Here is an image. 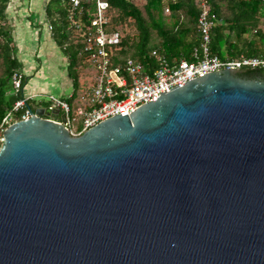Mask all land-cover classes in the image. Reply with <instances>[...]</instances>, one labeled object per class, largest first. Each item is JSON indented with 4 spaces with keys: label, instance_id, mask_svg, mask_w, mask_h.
<instances>
[{
    "label": "water",
    "instance_id": "95a60500",
    "mask_svg": "<svg viewBox=\"0 0 264 264\" xmlns=\"http://www.w3.org/2000/svg\"><path fill=\"white\" fill-rule=\"evenodd\" d=\"M246 71L202 74L79 136L58 109L9 125L0 264H264V78Z\"/></svg>",
    "mask_w": 264,
    "mask_h": 264
},
{
    "label": "built area",
    "instance_id": "2783aa9c",
    "mask_svg": "<svg viewBox=\"0 0 264 264\" xmlns=\"http://www.w3.org/2000/svg\"><path fill=\"white\" fill-rule=\"evenodd\" d=\"M264 4V0H261ZM69 27L75 32L79 67L94 72L89 85L83 86L75 104L54 96H47L49 110L58 109L65 116L63 126L71 136H79L98 123L115 115H128L147 102H155L163 92L208 72L224 69L257 70L264 74V57L240 56L222 60L210 52V33L220 22L210 12L206 0L200 1L196 31L200 44L194 48L192 60L169 64L158 58L157 68L147 72L131 54L121 55L124 35L111 29L109 4L105 0H67ZM168 12V8L165 9ZM264 31V23L261 26ZM256 33V30L253 31ZM156 56L155 52H152ZM23 75L15 70L11 75L12 95L21 94L0 122V148L6 128L28 119V108L34 98L22 92ZM60 123V121H58Z\"/></svg>",
    "mask_w": 264,
    "mask_h": 264
},
{
    "label": "trees",
    "instance_id": "16d2710c",
    "mask_svg": "<svg viewBox=\"0 0 264 264\" xmlns=\"http://www.w3.org/2000/svg\"><path fill=\"white\" fill-rule=\"evenodd\" d=\"M109 4L111 29L120 31L122 25L132 20L137 31L136 36L125 37L121 55L131 54L147 72L157 68L158 58L164 57L169 64L182 60L191 61L194 48L200 44L196 31V21L200 13L201 0H145L142 12L130 0H105ZM8 0H0V35L3 43L0 49L3 71L0 76V122L14 102L21 98L12 95L11 75L18 70L20 63L16 57V48L9 27L4 26L5 10ZM67 0H49L45 6L46 16L56 46L68 58V72L73 79L75 89L78 86L79 68L77 37L68 22ZM210 12L215 14L219 23L210 33V52L220 59H236L240 56L264 57V4L261 0H206ZM168 8L170 23L166 22L163 11ZM256 30V33L253 31ZM153 34L159 39L153 42ZM131 41L129 44L128 40ZM156 53V56L152 55ZM261 72L246 71L238 76L253 79ZM24 83V77L23 82ZM78 89L75 91L77 94ZM72 100H67L71 102ZM28 108L32 110L30 104Z\"/></svg>",
    "mask_w": 264,
    "mask_h": 264
},
{
    "label": "crops",
    "instance_id": "0c3cea01",
    "mask_svg": "<svg viewBox=\"0 0 264 264\" xmlns=\"http://www.w3.org/2000/svg\"><path fill=\"white\" fill-rule=\"evenodd\" d=\"M48 1L49 0H8L5 10V13L7 12V14H9L8 19L12 22L11 27L9 28L13 42L15 40V36L18 45L16 49V53L17 51L19 52V55L17 54V59L19 63L22 61L28 62L25 70L22 67L21 70L20 67L18 69L21 73H23L22 75L26 76V73H28L27 75H34V77L36 76L41 78V72H39L40 70L32 74L33 68L29 64L30 58H36V61L43 62L44 66L48 68L51 67L54 73L58 75L59 83H62L59 86L62 89L63 82L64 84L66 83V86H70L72 88L67 97L63 98V95H53L47 88L37 90L35 86H33L30 91L25 92V84L27 83L25 81L22 86V92L25 97L34 96V98L29 102L32 111L47 108L49 106L47 96L49 95L61 100H72V104H75L80 97H78V94L75 95V91L78 89L77 93H79L82 87V79L78 76V86L75 89L73 79L70 77L68 72V58L64 53H62L60 48L56 46L52 38V32L48 31L50 23L45 12V6ZM34 43L37 44L35 46L36 49L35 47L32 48V45H35ZM20 48L21 51H19ZM27 48L30 53H26ZM60 68L62 71H60ZM63 69L66 70L65 73ZM42 76L44 75L42 74ZM60 114H63L62 111H60Z\"/></svg>",
    "mask_w": 264,
    "mask_h": 264
},
{
    "label": "rangeland",
    "instance_id": "374dc122",
    "mask_svg": "<svg viewBox=\"0 0 264 264\" xmlns=\"http://www.w3.org/2000/svg\"><path fill=\"white\" fill-rule=\"evenodd\" d=\"M132 1L142 12H144L143 10V5L145 4V0H130ZM166 9V7H165ZM21 13V11H20ZM163 14L165 16V19H166V22L167 23H170V12H166L165 10L163 11ZM6 15V19L3 21L4 22V26L6 27H11V24L12 22L8 19L9 17V14H7V12L5 13ZM35 20V19H34ZM2 24H0L1 26ZM3 26V25H2ZM1 26V27H2ZM122 30H123V33L124 35H129V36H125V37H131L132 35H135L137 34V31L134 27V24H133V21L132 20H127L124 22V24L122 25ZM48 31H51V28L48 26ZM14 47L17 49L18 45H17V41H16V38L14 36ZM129 44H131V41L129 39H127ZM3 38L2 36L0 35V49H1V45L3 43ZM153 42L157 43L159 41V39L155 36V34H153ZM32 42H33V39H32ZM35 44V43H34ZM37 44L35 45H32V48H34ZM36 49V47H35ZM21 51V48L20 50ZM26 53H30V51L26 50ZM19 55V52L17 51L16 53V57ZM38 56V55H37ZM29 64L32 66V74L38 70H40L39 72H41V78H38V77H34V75H27L28 73H26V76L23 75L24 77V82L26 81L27 83L25 84V92H28L31 90V88L33 86H35L37 88V90H41V89H44V88H47L50 93H52L53 95L55 96H58V95H63V98L64 97H67V95L71 92L72 88L70 86H66V83L64 84L63 82V89L59 86L61 85L62 83L60 82L59 83V78H58V75L56 73H54V71L52 70V68H48L46 66H44L43 62H38L36 61V58H30L29 59ZM27 65H28V62L26 61H22L20 63V70H21V67L24 68V70L27 68ZM2 71H3V65H2V58L0 56V76L2 74ZM59 71V70H58ZM57 71V72H58ZM60 71L61 68H60ZM64 73H65V69H63ZM76 72H77V78L78 76L82 79V86L83 88H85L87 85H89L92 81V78L94 76V72L91 71V70H85V67L84 66H81L79 68L76 69ZM23 74V73H22ZM42 74L44 76H42Z\"/></svg>",
    "mask_w": 264,
    "mask_h": 264
},
{
    "label": "flooded vegetation",
    "instance_id": "af4514ba",
    "mask_svg": "<svg viewBox=\"0 0 264 264\" xmlns=\"http://www.w3.org/2000/svg\"><path fill=\"white\" fill-rule=\"evenodd\" d=\"M263 76V75H262ZM263 78H264V76H263Z\"/></svg>",
    "mask_w": 264,
    "mask_h": 264
}]
</instances>
